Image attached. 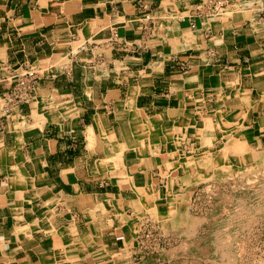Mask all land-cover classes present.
Instances as JSON below:
<instances>
[{
	"label": "crops",
	"instance_id": "1",
	"mask_svg": "<svg viewBox=\"0 0 264 264\" xmlns=\"http://www.w3.org/2000/svg\"><path fill=\"white\" fill-rule=\"evenodd\" d=\"M216 1L0 0V264H158L191 152L264 149V0Z\"/></svg>",
	"mask_w": 264,
	"mask_h": 264
},
{
	"label": "rangeland",
	"instance_id": "2",
	"mask_svg": "<svg viewBox=\"0 0 264 264\" xmlns=\"http://www.w3.org/2000/svg\"><path fill=\"white\" fill-rule=\"evenodd\" d=\"M74 53L79 54L76 49ZM65 57L66 63L72 59L68 52ZM193 136L197 140L199 134ZM234 139L225 140L219 148L191 152L190 159L207 155L213 170L202 176L193 173L199 179L182 183L187 207L143 218L137 261L214 264L220 240L230 264H264V149L246 144L248 149L242 152L222 153V147Z\"/></svg>",
	"mask_w": 264,
	"mask_h": 264
},
{
	"label": "bare ground",
	"instance_id": "3",
	"mask_svg": "<svg viewBox=\"0 0 264 264\" xmlns=\"http://www.w3.org/2000/svg\"><path fill=\"white\" fill-rule=\"evenodd\" d=\"M246 144L247 143L243 139H236L235 138L232 142H229L226 146H223L222 149H221V152L223 151L222 153H225V154L234 153V152H238L239 153V152L244 151L245 149H248V147H247L248 145H246ZM208 151H209V149H208ZM249 156H252V155L250 154ZM263 157H264V153H263ZM209 160L210 159L207 157V155H206V158L200 159V162L194 163V162H190V161L187 160L186 161L187 165L185 167L188 168L189 170H191V173H197V174H199V176H202V174H205L208 170H211V171L213 170L212 162H210ZM196 166H199L200 168H197ZM221 166H223V165H221ZM197 179H199V178L198 177L197 178H192L190 181H192V180L196 181ZM169 187H171V189L169 191V194H170L169 196L175 197L177 194H181L182 196L185 197V195H188L187 193H183L182 192L183 189H181V182L177 178L176 179H174V178L170 179ZM188 189L189 188H187L185 190L188 191ZM238 207H241V206H238ZM224 249H226L225 246H224V243L222 241H220V240L217 241L216 242V254L218 255V258H217V261H215L213 259L214 260L213 261L214 264H230V261H227V258L225 259L224 256H223Z\"/></svg>",
	"mask_w": 264,
	"mask_h": 264
},
{
	"label": "built area",
	"instance_id": "4",
	"mask_svg": "<svg viewBox=\"0 0 264 264\" xmlns=\"http://www.w3.org/2000/svg\"><path fill=\"white\" fill-rule=\"evenodd\" d=\"M227 1L228 0H217L215 2L216 6L214 8V11H216V12L221 11L225 7V3ZM182 68H185L184 64H182ZM35 74L36 73L34 72V70H32V71H28L25 74V76L20 77L19 82L17 84L18 87H16L15 99L13 98V99L7 101L9 108L5 109L4 116H6L10 112V109L14 105V103L21 104V103H26L30 100L31 90L33 88V83L36 79ZM26 75H28L30 79H27ZM4 116L2 115V118ZM2 125H4V122L1 121L0 122V129L2 128Z\"/></svg>",
	"mask_w": 264,
	"mask_h": 264
}]
</instances>
